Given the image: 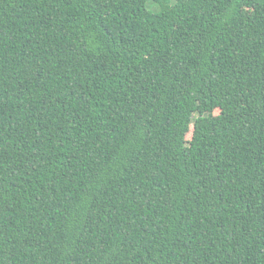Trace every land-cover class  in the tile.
Masks as SVG:
<instances>
[{"label": "trees", "instance_id": "obj_1", "mask_svg": "<svg viewBox=\"0 0 264 264\" xmlns=\"http://www.w3.org/2000/svg\"><path fill=\"white\" fill-rule=\"evenodd\" d=\"M0 264H264V0H0Z\"/></svg>", "mask_w": 264, "mask_h": 264}, {"label": "rangeland", "instance_id": "obj_2", "mask_svg": "<svg viewBox=\"0 0 264 264\" xmlns=\"http://www.w3.org/2000/svg\"><path fill=\"white\" fill-rule=\"evenodd\" d=\"M149 4L151 5V7L153 8V9H158L160 6L157 4V3H154V2H149ZM149 4H148V6H149ZM159 10V9H158Z\"/></svg>", "mask_w": 264, "mask_h": 264}]
</instances>
